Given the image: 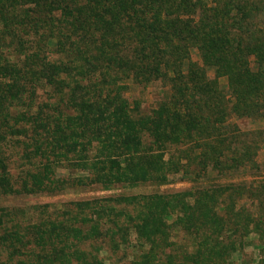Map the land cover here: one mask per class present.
<instances>
[{
  "label": "trees",
  "instance_id": "1",
  "mask_svg": "<svg viewBox=\"0 0 264 264\" xmlns=\"http://www.w3.org/2000/svg\"><path fill=\"white\" fill-rule=\"evenodd\" d=\"M263 9L0 0V264H233L251 233L264 253L263 134L231 120L264 115ZM129 80L169 95L145 110ZM177 174L192 185L129 189Z\"/></svg>",
  "mask_w": 264,
  "mask_h": 264
},
{
  "label": "rangeland",
  "instance_id": "2",
  "mask_svg": "<svg viewBox=\"0 0 264 264\" xmlns=\"http://www.w3.org/2000/svg\"><path fill=\"white\" fill-rule=\"evenodd\" d=\"M260 14V13H259ZM259 18H262L264 21V9L259 15ZM192 57L196 61H200V54L199 51L194 48L192 50ZM209 75L214 76V69L209 68ZM226 77H221L220 82L222 85L226 86ZM130 83V88H129V95L132 97V99L139 97L142 100V106L143 109L147 110L155 103L164 98L168 97L169 95V89L168 86H164L165 84L162 83L161 81H155L154 83L150 84L148 87L145 89H142L133 83L132 81L129 80ZM233 122H237L242 129L244 130H260L262 131L263 134V139L260 141V148L257 156V160L259 161L260 164V171L257 172L259 177L264 178V115L259 116V117H245L241 118L237 115H234L231 119ZM244 172V171H243ZM242 171L237 172L236 177H240L242 179H247L251 180L252 179V174L251 172L248 173L247 175L244 174ZM241 174V175H240ZM172 180L168 183L165 184H150V183H144L139 186L129 188L134 192H152V191H174V190H179V189H184L188 188L192 185V182L187 179L186 177L183 178L181 175H171ZM127 190L126 188H123L121 186L112 189V190H89L85 192H80V193H66V194H60L56 196H49V195H31V196H23V197H16L13 199L7 200V202H12V203H30V202H41V201H59V200H64L68 199L71 197H91V196H97V195H102V194H110L114 192H119V191H125ZM128 191V190H127ZM239 204H247L249 205L253 210L256 209V205L254 202H252L251 199L248 197H244L240 199ZM246 244L242 248V250L236 252L233 256V264H259V260L264 257L263 251L257 246L258 239L257 236L254 233H251L247 240L245 241Z\"/></svg>",
  "mask_w": 264,
  "mask_h": 264
}]
</instances>
